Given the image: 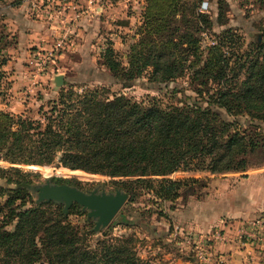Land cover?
I'll list each match as a JSON object with an SVG mask.
<instances>
[{
	"label": "trees",
	"instance_id": "1",
	"mask_svg": "<svg viewBox=\"0 0 264 264\" xmlns=\"http://www.w3.org/2000/svg\"><path fill=\"white\" fill-rule=\"evenodd\" d=\"M171 15L175 21V10ZM184 27L181 33L169 24L151 23L130 47L126 64L110 46L102 57L124 87L143 73L148 83L162 84L190 70L198 99L192 103L137 102L109 95L105 87L70 88L60 91L59 105L53 104L43 121L0 112V160L9 163L0 166V264H151L136 253L132 237L103 233L91 243L88 237L102 228L80 234L68 219L73 208H80L76 204L67 213L56 201L36 199L18 207L17 201L23 204L37 192L33 172L22 165L55 164L73 173L130 177L111 180L128 194V205L143 188H153L161 201L172 200L187 182L204 180L166 177L173 172H242L251 166L250 155L264 156V43L250 52L227 53L224 39L234 36L222 35L205 52ZM128 211L118 214L117 224H138ZM11 222L14 228L7 230Z\"/></svg>",
	"mask_w": 264,
	"mask_h": 264
},
{
	"label": "rangeland",
	"instance_id": "2",
	"mask_svg": "<svg viewBox=\"0 0 264 264\" xmlns=\"http://www.w3.org/2000/svg\"><path fill=\"white\" fill-rule=\"evenodd\" d=\"M209 1L210 14L206 15L198 11L200 0H0V112L43 121L47 110L53 104L59 105L60 91L70 88L80 92L105 87L109 95L123 94L137 102L158 98L164 105L198 100L193 91L195 86L189 83L190 70L162 84L148 83V73H143L124 87L105 66L102 55L110 46L126 64L130 47L151 23L169 24L181 33L187 26L193 38L198 39V47L205 52L207 47L223 40L222 35L234 36L231 41L224 37L223 50L227 53L250 52L264 43V0ZM173 10L175 21L171 19ZM16 13L20 14L19 18ZM198 26L200 30L196 31ZM258 35L260 41L256 42ZM173 39L178 42V35ZM201 56L205 58L206 53ZM81 61L86 63L79 65ZM56 76L63 77L62 85L57 86ZM248 159L252 166L249 168L264 167L262 153ZM0 166L9 163L0 160ZM20 167L33 172L31 179L35 187L46 180L51 184L68 180V184L83 191L97 189L109 193L119 189L111 180L121 182L130 178L84 171L73 173L55 164ZM231 176L234 175L211 177L208 172H173L166 177L204 180L187 182L180 195L172 200L154 197L153 188L141 189L134 202L128 205L125 202L111 222L88 239L93 243L103 233L132 237L136 253L151 264H234L231 258L218 253V244L232 240L237 250H246L247 246L261 250L259 247H264V243L250 241L246 232H263L264 226L257 228L252 223L264 214L244 220L222 216L225 208L217 202L224 190L216 186V178L225 182ZM36 199L34 192L23 204L17 201L16 205L26 208ZM80 209L73 208L68 219L83 234L93 230L95 219ZM126 209L133 215L129 218L138 224L116 223L118 214ZM14 224L6 225V229L12 230Z\"/></svg>",
	"mask_w": 264,
	"mask_h": 264
},
{
	"label": "crops",
	"instance_id": "3",
	"mask_svg": "<svg viewBox=\"0 0 264 264\" xmlns=\"http://www.w3.org/2000/svg\"><path fill=\"white\" fill-rule=\"evenodd\" d=\"M11 16L13 17V14ZM19 17L20 14H18L17 18ZM98 20H101V18L98 17ZM17 23L19 24V22ZM28 26L32 25L28 23ZM83 62L81 61L79 65H82ZM227 174L234 176H231L232 178H225V182H221L219 178H216L218 183L216 186H220L224 190V194L219 196L217 202L225 208V214H222V216L233 220H244L261 213L264 214V167L259 166L242 172L210 175L211 177H222V175ZM228 222L230 224V221ZM199 224L202 227H207L203 223ZM218 247L220 249L218 253H222L226 259L231 258V263L264 264V247H259L261 249L259 251L255 250V247L250 248L249 246H247L246 250H237L232 240L219 243Z\"/></svg>",
	"mask_w": 264,
	"mask_h": 264
},
{
	"label": "water",
	"instance_id": "4",
	"mask_svg": "<svg viewBox=\"0 0 264 264\" xmlns=\"http://www.w3.org/2000/svg\"><path fill=\"white\" fill-rule=\"evenodd\" d=\"M55 83L57 86L62 85L63 77L56 76ZM35 189L37 201L61 202L64 204V213H67L73 204L79 205L82 211H86L87 217L95 219L94 231L106 227L128 198V194L120 189H115L114 192L109 193L104 190L99 192L97 189L83 191L76 186L65 183L51 184L49 180L36 186Z\"/></svg>",
	"mask_w": 264,
	"mask_h": 264
},
{
	"label": "built area",
	"instance_id": "5",
	"mask_svg": "<svg viewBox=\"0 0 264 264\" xmlns=\"http://www.w3.org/2000/svg\"><path fill=\"white\" fill-rule=\"evenodd\" d=\"M198 11L202 14L209 15L210 14V1L209 0H200V3L198 5ZM257 228L260 226H264V217L259 218V220H256V222L252 223ZM247 231V230H246ZM245 231V232H246ZM247 236L250 238V241L254 242V239L264 243V231H249L246 232Z\"/></svg>",
	"mask_w": 264,
	"mask_h": 264
}]
</instances>
